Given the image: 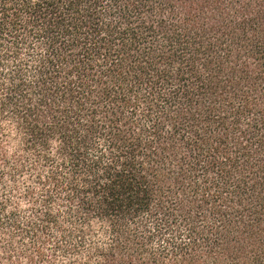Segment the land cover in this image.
<instances>
[{"label": "trees", "instance_id": "obj_1", "mask_svg": "<svg viewBox=\"0 0 264 264\" xmlns=\"http://www.w3.org/2000/svg\"><path fill=\"white\" fill-rule=\"evenodd\" d=\"M0 264H264V0H0Z\"/></svg>", "mask_w": 264, "mask_h": 264}]
</instances>
